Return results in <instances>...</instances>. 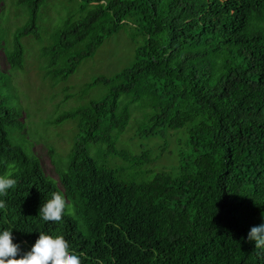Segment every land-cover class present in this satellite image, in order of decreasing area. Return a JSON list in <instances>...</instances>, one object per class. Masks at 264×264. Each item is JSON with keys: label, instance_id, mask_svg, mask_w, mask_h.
<instances>
[{"label": "trees", "instance_id": "16d2710c", "mask_svg": "<svg viewBox=\"0 0 264 264\" xmlns=\"http://www.w3.org/2000/svg\"><path fill=\"white\" fill-rule=\"evenodd\" d=\"M40 1L20 0L29 24L11 51L0 43L9 70L22 66L20 39L37 37ZM77 1L43 50L45 76L65 80L125 26L133 59L80 92L100 85V98L53 121L75 122L57 181L7 138L19 115L0 96V174L16 180L2 197L0 229L12 228L18 256L43 231L62 235L81 264H264V249L246 238L264 222V0ZM133 111L141 112L135 139L147 140L136 155L117 148ZM182 129L188 153L178 151L177 165L143 169L152 146L165 149L168 132ZM52 191L66 201L59 222L37 215Z\"/></svg>", "mask_w": 264, "mask_h": 264}, {"label": "rangeland", "instance_id": "374dc122", "mask_svg": "<svg viewBox=\"0 0 264 264\" xmlns=\"http://www.w3.org/2000/svg\"><path fill=\"white\" fill-rule=\"evenodd\" d=\"M77 4V0H41L38 3L35 18L37 37L28 34L20 39L23 47V62L20 68L9 70L3 46L0 47V96L7 106L19 115L14 118L12 125L5 127L7 138L22 147L27 155H33L44 173L54 181H57V169L62 167L69 152L75 122L66 120L54 124L53 121L89 100L100 98L105 92V88L100 85L90 88L85 95L80 92L84 85L94 78L111 77L129 66L136 45V42L132 43L131 28L125 26L107 38L91 57L82 60L65 80L53 82L44 74L47 64L43 50L51 44V34L76 10ZM29 21L30 8L20 0H0V43L11 51L15 31L29 24ZM137 41L141 43L142 40L138 38ZM121 101L125 102V98L122 97ZM140 116L141 112H132L129 126L118 141L117 148L130 155L138 154L137 145L144 148L147 142L146 139L138 140L134 136L136 120L140 119ZM17 119L23 126L21 130L15 128ZM183 131L184 129L173 131L174 138L168 132L166 147L163 150L159 151L152 146L150 164L143 169L167 170L176 166L178 151L181 155L188 153L185 147L187 135L182 138ZM179 139L183 143L181 146L175 141ZM99 150H102L101 145L89 146V151L94 152L92 155L95 158L99 157ZM107 161L113 167L125 165L115 158H107Z\"/></svg>", "mask_w": 264, "mask_h": 264}, {"label": "clouds", "instance_id": "9594fccd", "mask_svg": "<svg viewBox=\"0 0 264 264\" xmlns=\"http://www.w3.org/2000/svg\"><path fill=\"white\" fill-rule=\"evenodd\" d=\"M15 184V178L0 174V209L5 207L2 197ZM66 207L64 196L52 191L40 204L37 215L42 221L59 222ZM11 229H0V264H81L80 257L74 251L70 252L62 235H50L43 231H39L31 247L18 256L20 246L13 243ZM246 238L254 242L255 248L264 249V222L251 226Z\"/></svg>", "mask_w": 264, "mask_h": 264}]
</instances>
